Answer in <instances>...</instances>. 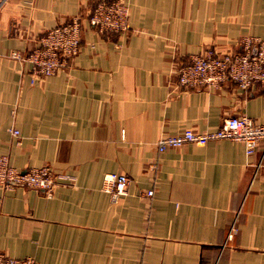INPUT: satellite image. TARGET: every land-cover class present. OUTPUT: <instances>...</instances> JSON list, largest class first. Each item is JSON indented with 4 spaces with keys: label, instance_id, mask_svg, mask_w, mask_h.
<instances>
[{
    "label": "crops",
    "instance_id": "obj_1",
    "mask_svg": "<svg viewBox=\"0 0 264 264\" xmlns=\"http://www.w3.org/2000/svg\"><path fill=\"white\" fill-rule=\"evenodd\" d=\"M98 1L0 0V155L22 172L50 166L73 179L52 196L0 189V255L39 264H264V147L253 156L229 140L156 147L164 134L217 131L230 116L264 125V85L178 86L194 55L264 40V0H130L124 34L88 23ZM73 17L83 29L70 67L34 80L31 65L11 54ZM110 173L131 180L117 202L102 189Z\"/></svg>",
    "mask_w": 264,
    "mask_h": 264
},
{
    "label": "built area",
    "instance_id": "obj_2",
    "mask_svg": "<svg viewBox=\"0 0 264 264\" xmlns=\"http://www.w3.org/2000/svg\"><path fill=\"white\" fill-rule=\"evenodd\" d=\"M130 0H100L87 17L88 23L99 33L124 34L131 31ZM83 19L73 17L64 24L47 31L33 49L23 53L15 51L13 59L29 63L33 79L56 75L62 69L70 67L81 47ZM238 53L220 54L214 48H208L194 55L189 64L180 67L178 86L184 90L197 87H223L234 82L241 90L247 91L256 84L264 85V40L243 37ZM13 136L19 138L20 132L11 129ZM229 140L241 143L245 153L253 156L259 147H264V125L258 124L247 115L230 116L223 120L217 131L195 132L186 129L176 135H162L157 141L158 153L169 149L194 144L205 146L211 141ZM68 175L57 173L50 166L32 167L22 172L13 167L8 155H0V189L24 186L45 192L52 196L55 189L65 183H71ZM130 178L125 174L110 173L104 177L102 189L110 194L113 202L128 195ZM154 190H148L146 196L152 198ZM234 231V228L232 229ZM232 237V234L230 235ZM0 264H39L34 257L17 259L0 255Z\"/></svg>",
    "mask_w": 264,
    "mask_h": 264
}]
</instances>
